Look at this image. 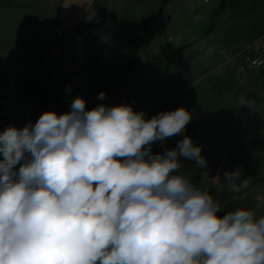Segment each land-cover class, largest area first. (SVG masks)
<instances>
[{
  "label": "clouds",
  "instance_id": "1",
  "mask_svg": "<svg viewBox=\"0 0 264 264\" xmlns=\"http://www.w3.org/2000/svg\"><path fill=\"white\" fill-rule=\"evenodd\" d=\"M191 120L184 107L151 119L131 105L89 110L78 96L69 112L5 128L0 264H264V216H218L207 173L197 185L178 171L179 157L206 167L200 146L185 136L152 154ZM225 178L239 191L234 172Z\"/></svg>",
  "mask_w": 264,
  "mask_h": 264
},
{
  "label": "crops",
  "instance_id": "2",
  "mask_svg": "<svg viewBox=\"0 0 264 264\" xmlns=\"http://www.w3.org/2000/svg\"><path fill=\"white\" fill-rule=\"evenodd\" d=\"M163 1L0 0V51L16 55L26 79L42 83L45 78L33 62L57 66L62 42L55 29L62 28L105 92L134 98L147 119L179 107L188 110L192 120L183 133L163 140L165 148L190 137L207 165L200 169L179 157L185 175L201 185L207 173L210 193L231 210L264 216V68L239 83L223 64L264 37V0H221L216 11L203 0L214 25L195 42L205 31L185 35L178 25L193 0H168L160 7ZM91 9L96 16L89 21ZM0 94L40 110L35 100L10 86L0 85ZM8 126L14 124L0 108V132ZM226 172L236 174L239 191L231 190Z\"/></svg>",
  "mask_w": 264,
  "mask_h": 264
},
{
  "label": "built area",
  "instance_id": "3",
  "mask_svg": "<svg viewBox=\"0 0 264 264\" xmlns=\"http://www.w3.org/2000/svg\"><path fill=\"white\" fill-rule=\"evenodd\" d=\"M55 34L61 38L62 47L57 54V66L50 67L40 59L34 61V67L37 72L45 78V82L49 85L59 84L62 92L71 100L76 97H82L86 101V108L92 109L96 103L103 104L107 107L117 105H131L134 111H139V104L134 98L119 96L105 92L101 83L92 79L82 66L77 54V45L66 37V32L57 27ZM16 59V55L9 51H0V61ZM223 64L230 67L239 83L244 82L246 76L251 71H257L264 68V37L254 40L240 54L227 56ZM101 92H104L105 99H98ZM0 108L5 115L11 120L16 128H23L28 123L33 125L43 114L36 112L33 107L19 106L16 102L0 94ZM147 119V118H146ZM163 141H156L151 146L152 154H163L165 151ZM180 173H184L181 169ZM212 195V194H211ZM222 204L221 212L225 215L227 212L233 211L228 203L214 196Z\"/></svg>",
  "mask_w": 264,
  "mask_h": 264
},
{
  "label": "trees",
  "instance_id": "4",
  "mask_svg": "<svg viewBox=\"0 0 264 264\" xmlns=\"http://www.w3.org/2000/svg\"><path fill=\"white\" fill-rule=\"evenodd\" d=\"M167 1L164 0L160 7ZM208 31L209 28L193 42L201 39ZM6 61L8 62L4 60L0 62V85L10 86L18 93L35 100L40 108L38 111L35 110L36 112L54 111L59 115L71 111V100L62 92L59 84L49 85L45 81L39 83L21 76L20 78L17 70L19 66L17 59H8ZM98 105L101 104L96 103L94 107Z\"/></svg>",
  "mask_w": 264,
  "mask_h": 264
},
{
  "label": "rangeland",
  "instance_id": "5",
  "mask_svg": "<svg viewBox=\"0 0 264 264\" xmlns=\"http://www.w3.org/2000/svg\"><path fill=\"white\" fill-rule=\"evenodd\" d=\"M220 2L221 0H209V3L207 5L209 7H212L211 11H214V10L216 11ZM192 3H193L194 8L192 7L191 11L185 12V14L182 16V19L178 21V25L181 26L180 32H182L185 35L188 33H191L193 35H196L194 33H203L210 27V25H214V18L212 17L210 12L206 13L205 9H203V5H204L203 0H193L191 4ZM216 17L217 16L215 15V19ZM217 25L218 24L216 23V26ZM220 34L221 33H219L218 36ZM220 38H225V36L220 35ZM256 39L258 38H255L254 40ZM254 40H252L249 44H251ZM4 61L8 62L6 60ZM20 65L17 68V70L19 71L18 72L19 77L21 76L22 78H25L23 71H20V68H21Z\"/></svg>",
  "mask_w": 264,
  "mask_h": 264
},
{
  "label": "water",
  "instance_id": "6",
  "mask_svg": "<svg viewBox=\"0 0 264 264\" xmlns=\"http://www.w3.org/2000/svg\"><path fill=\"white\" fill-rule=\"evenodd\" d=\"M217 215L220 216V217H222L224 214H223L221 211H219V212L217 213Z\"/></svg>",
  "mask_w": 264,
  "mask_h": 264
}]
</instances>
